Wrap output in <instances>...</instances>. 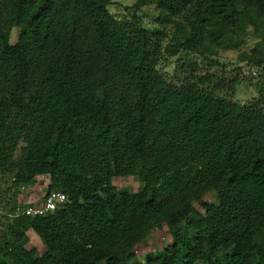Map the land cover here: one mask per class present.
<instances>
[{
  "label": "trees",
  "instance_id": "16d2710c",
  "mask_svg": "<svg viewBox=\"0 0 264 264\" xmlns=\"http://www.w3.org/2000/svg\"><path fill=\"white\" fill-rule=\"evenodd\" d=\"M142 3L173 24L169 56L235 48L252 28L262 52L250 60L264 65V0ZM110 5L0 0V176L11 177L0 198L41 176L66 196L38 215L8 203L0 264H142L136 246L164 225L172 243L144 264H264V103L169 82L160 51L140 47ZM129 176L138 192L113 185ZM29 231L44 254L27 249Z\"/></svg>",
  "mask_w": 264,
  "mask_h": 264
},
{
  "label": "rangeland",
  "instance_id": "374dc122",
  "mask_svg": "<svg viewBox=\"0 0 264 264\" xmlns=\"http://www.w3.org/2000/svg\"><path fill=\"white\" fill-rule=\"evenodd\" d=\"M110 12L124 23L130 36L140 47L159 50L158 69L166 80L176 85H194L199 93L208 94L216 98L232 101L242 105L264 103V65L258 67L251 60L252 56H259L257 45L260 38L254 29L249 28L241 35L235 48L226 49L214 46L206 41L201 47V52H181L177 56H169L165 48L173 43L172 35L175 32L173 24L165 23L160 19V12L156 4H143L142 0H111ZM18 28L13 29L9 44H15L18 37ZM7 44H0V57ZM257 50V51H256ZM220 84V85H219ZM22 156L18 151L15 158ZM10 176L2 178L0 185L7 188ZM48 176L37 178L34 185L21 188L17 196L7 195V199L0 198V226L4 222V209L15 206L37 207L43 205L48 193ZM113 185L117 189H128L138 192L143 183L135 176L114 178ZM204 201L216 204L214 193L207 192ZM196 209L203 213V208L198 203ZM18 212V211H17ZM30 241L28 250H35L42 255L46 248L35 232L29 231ZM172 243L170 230L166 225L154 229L150 237L135 248L137 259L144 264L148 255L166 248Z\"/></svg>",
  "mask_w": 264,
  "mask_h": 264
},
{
  "label": "built area",
  "instance_id": "2783aa9c",
  "mask_svg": "<svg viewBox=\"0 0 264 264\" xmlns=\"http://www.w3.org/2000/svg\"><path fill=\"white\" fill-rule=\"evenodd\" d=\"M66 201V196L61 193L51 192L47 193L43 205L37 207H30L26 210L27 215H38L44 212L56 211L60 204Z\"/></svg>",
  "mask_w": 264,
  "mask_h": 264
}]
</instances>
